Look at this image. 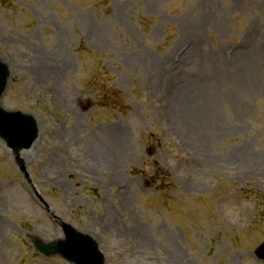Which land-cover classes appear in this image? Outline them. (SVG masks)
Listing matches in <instances>:
<instances>
[{"label":"rangeland","instance_id":"1","mask_svg":"<svg viewBox=\"0 0 264 264\" xmlns=\"http://www.w3.org/2000/svg\"><path fill=\"white\" fill-rule=\"evenodd\" d=\"M0 59L2 106L40 127L30 180L0 139V264H71L31 242L63 221L107 264H264V0H0ZM189 84L209 136L173 123Z\"/></svg>","mask_w":264,"mask_h":264},{"label":"water","instance_id":"2","mask_svg":"<svg viewBox=\"0 0 264 264\" xmlns=\"http://www.w3.org/2000/svg\"><path fill=\"white\" fill-rule=\"evenodd\" d=\"M11 75L10 68L0 60V137L9 149L19 154L30 149L39 137V127L33 116L20 111L11 112L1 106L2 96L7 88ZM20 170L29 177L24 161L18 157ZM65 239L56 243L45 244L33 238L35 247L43 254L50 256L60 254L73 264H106V259L98 243L90 236L78 232L71 225L63 224ZM256 256L264 261V243L256 250Z\"/></svg>","mask_w":264,"mask_h":264},{"label":"bare ground","instance_id":"3","mask_svg":"<svg viewBox=\"0 0 264 264\" xmlns=\"http://www.w3.org/2000/svg\"><path fill=\"white\" fill-rule=\"evenodd\" d=\"M209 24L208 20H205L201 23V28L195 27L193 30H198L197 32H192L190 35L194 41V47L191 46L192 49L188 53V57H197V50L200 45L203 43V34H201L205 29H207ZM199 25V24H198ZM190 32V31H189ZM246 51H237L235 53L233 64H236V60L242 66L244 60L248 57L242 56L246 54ZM217 57H219L218 53H216ZM241 56V57H240ZM240 57V58H238ZM160 67L165 75H171L174 73H178L174 69L170 68L167 60L159 61ZM232 64V65H233ZM234 64V65H235ZM231 65V66H232ZM222 66L229 68V63L222 61ZM201 90L195 87L192 84L187 86L178 85L174 91H170L172 97L170 98V104L174 110L173 113V123H179L183 126L184 129L188 130L190 134L193 136L197 135H205V130L207 132V136L210 135L209 132V122L213 116V107L209 103V99H207L204 90L205 87L199 86ZM198 141L197 139H195ZM23 153H21V156Z\"/></svg>","mask_w":264,"mask_h":264}]
</instances>
